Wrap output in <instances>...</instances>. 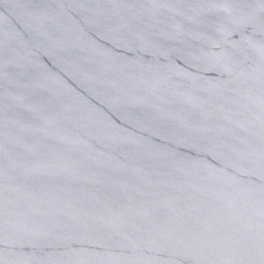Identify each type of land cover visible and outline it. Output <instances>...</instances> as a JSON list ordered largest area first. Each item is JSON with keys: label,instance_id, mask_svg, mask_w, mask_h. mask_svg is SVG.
<instances>
[{"label": "water", "instance_id": "1", "mask_svg": "<svg viewBox=\"0 0 264 264\" xmlns=\"http://www.w3.org/2000/svg\"><path fill=\"white\" fill-rule=\"evenodd\" d=\"M0 264H264V0H0Z\"/></svg>", "mask_w": 264, "mask_h": 264}]
</instances>
